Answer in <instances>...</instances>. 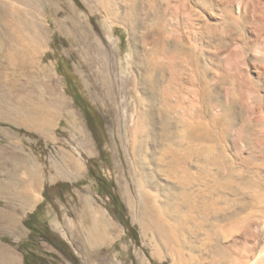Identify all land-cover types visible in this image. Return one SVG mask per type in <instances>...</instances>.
<instances>
[{
	"label": "rangeland",
	"instance_id": "obj_1",
	"mask_svg": "<svg viewBox=\"0 0 264 264\" xmlns=\"http://www.w3.org/2000/svg\"><path fill=\"white\" fill-rule=\"evenodd\" d=\"M39 1L45 7L40 17L45 35L33 70L36 76L19 95L20 105H0V182L27 179L28 187L36 190L33 207L39 206L27 224L32 231L23 225L29 209L18 216L16 229L0 232V245L11 250L19 264H24V256L28 264H178V255L158 247L154 235L143 232L133 220L141 212V203L136 199L135 168L117 136L116 106L101 108L90 97L82 77L90 71L80 62L78 50L85 46L84 50L94 51L93 42L73 43L58 30L92 29L102 48L116 58L118 77L127 78L133 58L129 24L123 20L130 0ZM111 1L118 6V20L113 23L105 22L100 12ZM49 2L57 5L55 12L45 6ZM145 4L146 0L138 2L140 7ZM69 6L78 16L69 13ZM157 8L158 19L150 16L147 28H137L135 42L140 53L163 38L171 45L161 56L165 64L178 62L189 67L191 58L196 60L198 86L212 98L210 104H215L202 122H209L218 105H232L235 128L224 145L229 161L239 164L252 152L260 130L257 125L264 123V0H158ZM146 32L149 34L143 37ZM173 43L181 45V54ZM181 72L182 78L188 76L184 69ZM56 96L64 102L58 103ZM126 99L130 107L129 93ZM32 173L36 187L29 182ZM160 179L166 191L173 193V179ZM119 181L136 200L132 210L122 198ZM8 202L0 195V212L7 211ZM104 230L106 239L90 248L89 233L101 238ZM199 239L190 240L198 250Z\"/></svg>",
	"mask_w": 264,
	"mask_h": 264
},
{
	"label": "bare ground",
	"instance_id": "obj_2",
	"mask_svg": "<svg viewBox=\"0 0 264 264\" xmlns=\"http://www.w3.org/2000/svg\"><path fill=\"white\" fill-rule=\"evenodd\" d=\"M139 1L130 0L128 15L123 20L129 24L133 58L127 78L118 77L114 67L116 58L102 48L104 45L101 46L92 29H58L73 43L93 42L94 48H91L94 51L84 50L82 47L85 46L78 50L80 62L90 71L89 75L83 73L82 77L90 97L101 108L107 104L116 106L114 122L117 136L126 145L131 166L135 168L132 173L137 181L136 199L141 203V212L138 216L133 215V220L143 232L148 230L154 235L158 247L170 249L178 255L175 263L262 264L264 123L261 125L260 122L262 129L257 125L260 130L256 128L258 136L250 148V155L239 160L237 165L229 161L224 144L235 126L232 105H216V114L209 122H202L204 114L210 113L215 104H210L212 98L198 86L200 74L196 73V60L191 58L189 67L178 62H171L168 66L161 56L164 57L171 45L163 38L153 41L150 49L140 53V47L135 42L137 28H147L149 17H157L159 11L158 0H146L143 7L138 5ZM111 2L100 12L105 22L113 23L118 20V6ZM45 6L51 11L57 7L50 2ZM42 12H45V7L39 0H0L1 106L20 105L19 95L27 83H32L45 35L40 18ZM69 13L78 16L70 6ZM141 14L145 17L142 18ZM148 34L146 32L143 37ZM173 45L178 50L181 46ZM188 51L187 55L191 57ZM183 69L188 75L184 78L181 77ZM190 87L195 90H189ZM126 93L132 101L130 107L125 104ZM58 99V103L64 102ZM244 140L247 142L246 137ZM84 148L89 155L92 154L87 146ZM204 166L211 167L213 171ZM56 174H59L57 169ZM162 176L173 179L174 186L171 185V188L174 194L167 192L161 184ZM119 183L126 206L129 210L134 209L135 198L128 194L129 191L126 192L121 181ZM8 227L13 229L15 225L0 223V231ZM103 234L100 238L90 232L89 247L104 241L107 237L105 230ZM191 239L200 240H197L199 250L190 245ZM196 250L200 251L197 258L194 256ZM0 264H19V260L11 250L0 245Z\"/></svg>",
	"mask_w": 264,
	"mask_h": 264
},
{
	"label": "crops",
	"instance_id": "obj_3",
	"mask_svg": "<svg viewBox=\"0 0 264 264\" xmlns=\"http://www.w3.org/2000/svg\"><path fill=\"white\" fill-rule=\"evenodd\" d=\"M3 157H0V159ZM16 158V156H15ZM32 175V176H31ZM29 177L32 178L29 182L36 187V177L32 173ZM27 180V179H26ZM8 181V182H0V195H5L8 198V206L7 211L0 212V223H6V225H15V228L8 227L5 231H0L1 233L12 231L18 227L19 223V215L21 213H25V211L32 209L30 214L26 215L25 220L23 221V225L30 232L32 228L29 229L27 227L28 222H30V218H32L34 212L37 210L38 206L33 207L35 202L37 201V195L35 194V188L28 187V181ZM24 185V187H22ZM33 207V208H32ZM34 209V210H33Z\"/></svg>",
	"mask_w": 264,
	"mask_h": 264
},
{
	"label": "trees",
	"instance_id": "obj_4",
	"mask_svg": "<svg viewBox=\"0 0 264 264\" xmlns=\"http://www.w3.org/2000/svg\"><path fill=\"white\" fill-rule=\"evenodd\" d=\"M27 227H28L29 229H31V226L27 225ZM23 262H24V264H28V261H27L26 256H24V260H23Z\"/></svg>",
	"mask_w": 264,
	"mask_h": 264
}]
</instances>
